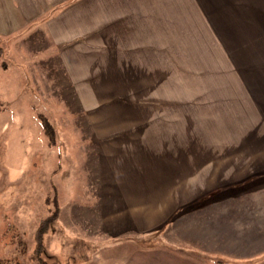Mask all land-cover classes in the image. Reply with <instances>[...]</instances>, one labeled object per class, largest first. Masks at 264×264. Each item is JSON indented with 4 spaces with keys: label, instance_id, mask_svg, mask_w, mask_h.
<instances>
[{
    "label": "rangeland",
    "instance_id": "1",
    "mask_svg": "<svg viewBox=\"0 0 264 264\" xmlns=\"http://www.w3.org/2000/svg\"><path fill=\"white\" fill-rule=\"evenodd\" d=\"M128 35L68 63L46 39L0 38L1 264H183L161 238L264 243V34ZM162 110L206 137L209 159L165 156L123 194L124 146Z\"/></svg>",
    "mask_w": 264,
    "mask_h": 264
},
{
    "label": "crops",
    "instance_id": "2",
    "mask_svg": "<svg viewBox=\"0 0 264 264\" xmlns=\"http://www.w3.org/2000/svg\"><path fill=\"white\" fill-rule=\"evenodd\" d=\"M27 34L58 47L59 57L66 63L70 54L84 59L95 52L103 58V54L118 53L111 50L113 40L134 39L128 34H264V0H0V38L19 42ZM104 47L107 53L103 52ZM166 114L179 112L162 110L158 121L142 132L141 143L124 146L121 165L128 171L117 179L123 194L138 187L145 191L143 184L151 181L152 168L155 171L165 156L175 158L165 163L170 169L197 168L209 159L205 156L211 144L206 137L185 134L183 120L171 123ZM171 141L177 145L166 148ZM200 144L203 152L199 156ZM210 149L212 152L214 148ZM134 223L136 229L144 230L140 221ZM241 226L242 230L249 229ZM258 230L263 231L261 227ZM263 244L261 239L251 243L228 238H161L159 246L172 248L176 254L169 259L183 264H264ZM182 245L202 250L183 252L177 249H183ZM231 246L239 248V255L229 250ZM227 258L232 262H227Z\"/></svg>",
    "mask_w": 264,
    "mask_h": 264
},
{
    "label": "trees",
    "instance_id": "3",
    "mask_svg": "<svg viewBox=\"0 0 264 264\" xmlns=\"http://www.w3.org/2000/svg\"><path fill=\"white\" fill-rule=\"evenodd\" d=\"M45 127H46V129L47 130H49L50 129V126H49V124L47 123V122H45ZM48 133H50V132H48ZM262 177H261V179H264L263 178V175H261ZM258 182V180H256V179H254L253 178V180L251 181V182H248V184L247 185H249V186H252V185H254V184H256ZM240 188H237V190H239ZM56 219V214L55 215H53V216H51V217H49V218H47V219H44L42 222H41V225H40V227H39V231H38V234H37V237H38V239H39V249L41 248V240L43 239V236L46 234V232L49 230V227H50V224L52 223V221H54ZM2 261H4V260H1L0 259V264L2 263ZM40 264H47L46 262H44V261H42V259L40 258Z\"/></svg>",
    "mask_w": 264,
    "mask_h": 264
}]
</instances>
